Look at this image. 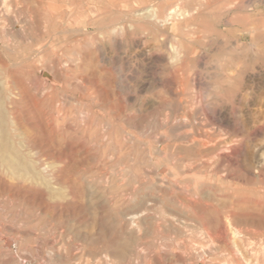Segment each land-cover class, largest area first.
Masks as SVG:
<instances>
[{
	"label": "rangeland",
	"instance_id": "obj_1",
	"mask_svg": "<svg viewBox=\"0 0 264 264\" xmlns=\"http://www.w3.org/2000/svg\"><path fill=\"white\" fill-rule=\"evenodd\" d=\"M0 60V264H264V0H0Z\"/></svg>",
	"mask_w": 264,
	"mask_h": 264
},
{
	"label": "bare ground",
	"instance_id": "obj_2",
	"mask_svg": "<svg viewBox=\"0 0 264 264\" xmlns=\"http://www.w3.org/2000/svg\"><path fill=\"white\" fill-rule=\"evenodd\" d=\"M165 3V2H164ZM177 3V2H176ZM166 5V4H165ZM154 6H155V4H154ZM156 7V6H155ZM155 7H153V5H149L148 7H146L145 8V10L147 11V12H149L150 14H149V16H150V21L149 22H153V23H158L159 21H160V19H159V17L156 15V14H152L153 13V11H154V8ZM138 8V7H137ZM140 8V7H139ZM138 8V9H139ZM172 8V7H171ZM143 9V8H142ZM156 9V8H155ZM158 10V9H157ZM170 10V9H169ZM168 10V11H169ZM129 11H131V9L129 10ZM128 11V12H129ZM139 11H141V10H139ZM143 11V10H142ZM141 11V12H142ZM138 11H136V13H137ZM135 13V12H134ZM135 13V14H136ZM144 13H145V11H144ZM164 13V12H163ZM174 14V13H173ZM128 14H126V16H127ZM130 15V14H129ZM128 15V16H129ZM138 15H139V12H138ZM145 15V14H144ZM144 15H143V17H144ZM159 15V14H158ZM168 16V15H167ZM164 17V16H163ZM172 16H170L169 18H171ZM129 18V17H128ZM131 18H132V15H131ZM165 19H166V17H165ZM164 18L162 19V20H165ZM125 20V19H124ZM126 20H127V17H126ZM147 20V19H146ZM166 21V20H165ZM168 21H169V19H168ZM167 21V22H168ZM162 22H164V21H162ZM128 23H129V21H128ZM130 24H131V22H130ZM134 24V23H133ZM157 26V25H156ZM116 29V28H115ZM1 61V60H0ZM232 69V68H231ZM233 78V77H232ZM229 79V78H228ZM17 86V85H16ZM8 90H9V88H8ZM24 92V91H23ZM21 93H22V91H21ZM2 101V100H1ZM4 105V104H3ZM16 111V110H15ZM47 128V127H46ZM202 222V221H201ZM233 227V226H232ZM238 230V229H237ZM207 231V230H206ZM240 232V231H239ZM215 240V239H214ZM125 248V247H124ZM125 250V249H124ZM125 252V251H124Z\"/></svg>",
	"mask_w": 264,
	"mask_h": 264
}]
</instances>
